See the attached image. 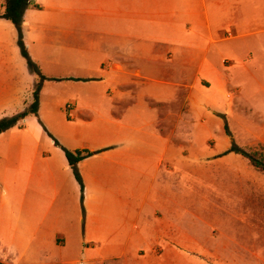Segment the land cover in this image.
<instances>
[{"label": "crops", "instance_id": "0c3cea01", "mask_svg": "<svg viewBox=\"0 0 264 264\" xmlns=\"http://www.w3.org/2000/svg\"><path fill=\"white\" fill-rule=\"evenodd\" d=\"M20 29L29 58L68 69L45 76L69 101L42 103L43 85L40 124L0 133V262L264 264V233L242 213L231 231L212 197L237 154L220 97L240 78L264 92V0H29ZM35 82L0 17V118ZM64 150L89 153L82 187Z\"/></svg>", "mask_w": 264, "mask_h": 264}, {"label": "rangeland", "instance_id": "374dc122", "mask_svg": "<svg viewBox=\"0 0 264 264\" xmlns=\"http://www.w3.org/2000/svg\"><path fill=\"white\" fill-rule=\"evenodd\" d=\"M82 17L85 21H91V18L87 17L85 14H83ZM31 61L35 64V68L32 71L34 74H36L34 88L36 89L37 85H39V89H41L43 85H46V94L42 100V103L51 101V96L56 93L57 99H60L62 104L68 102V96L65 94L60 95L58 93V89H56L54 85L56 83L54 81H50L49 83V78L45 76L46 73L58 75L64 73V71L68 69H66V67H61L60 65H55V63L51 64L50 62L43 61L40 64L36 61H33L32 59ZM68 63L69 64H67V67L71 68L70 62ZM84 63H89L92 70L97 68V66L101 65L102 63H104V68H107L108 65L111 68V64H109V62H102L101 60ZM240 79L243 81V90L241 92H237L235 88L229 86L225 88L224 94L220 97L222 105L225 102L228 105L234 103L236 104L233 106L230 117L229 115H225V120L227 123L226 130L229 137L232 139L230 141V145H234L235 147H238L239 149L244 150L255 157L264 158V92L253 87L250 78ZM235 80L236 78L234 79L233 77V81ZM39 103H41V100L39 101L38 94V105ZM31 104L32 103H30L29 106L23 110H28ZM42 106L43 108H41L40 111L48 113L49 110L47 105ZM19 112H15L12 115ZM12 115L3 117H9ZM34 116L38 117V106L35 113L28 111L23 118H26L27 123L29 120L33 119L39 123L38 119ZM202 116L205 117L203 113L196 114V119H200ZM219 164L228 165V170L222 173L213 172L212 181L215 184L216 182H226V185H222L221 189L213 190L218 191L221 195L213 194L212 197L213 201L215 197L219 196H221L222 199L227 200L228 206L226 212L229 215V229L234 232L237 227L241 228L240 224L236 222L235 217L237 213H242L245 216H249V220L244 222L245 225H248L250 228L254 224L256 225V229H258L261 233H264V171L259 167H254L246 157L238 153L235 155L228 154L221 157ZM0 196H2L1 192ZM256 196L258 199L255 198ZM223 203L225 204V202ZM223 211H225L224 208ZM256 214L259 215V219L256 221L251 220L252 215Z\"/></svg>", "mask_w": 264, "mask_h": 264}, {"label": "trees", "instance_id": "16d2710c", "mask_svg": "<svg viewBox=\"0 0 264 264\" xmlns=\"http://www.w3.org/2000/svg\"><path fill=\"white\" fill-rule=\"evenodd\" d=\"M28 3H29V0H4V8H3V11L0 13V17L11 21L17 28L18 44L21 48V53L26 58L29 69L33 71L35 68V64L31 61V59L29 58L27 54L26 49L24 48V45L22 42L21 29H20L22 18H23V13ZM39 88L40 86L37 85L36 89L33 92L34 101L30 105L28 110H23L9 117L0 118V133L8 128L15 126L18 123V121L27 114L28 111L33 112V113L37 111L38 94L40 90ZM226 125L227 123L225 122L224 128H225L226 133L228 134L226 130ZM64 151H65V156L68 160V163L73 170L75 178L77 179V181L82 187L81 176L77 170V162L83 159L89 153L88 152H83V153L82 152H71L69 150H64ZM228 151H233L235 153L241 154L242 156L246 157L254 167H259L264 171V160H263L264 158L255 157L252 154L247 153L244 150L239 149L238 147H235L234 145L233 146L231 145ZM0 264H5V263L0 262Z\"/></svg>", "mask_w": 264, "mask_h": 264}]
</instances>
